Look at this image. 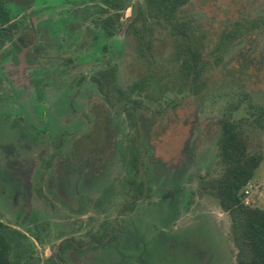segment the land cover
<instances>
[{
	"label": "rangeland",
	"instance_id": "obj_1",
	"mask_svg": "<svg viewBox=\"0 0 264 264\" xmlns=\"http://www.w3.org/2000/svg\"><path fill=\"white\" fill-rule=\"evenodd\" d=\"M183 11L193 19L206 43L201 47L206 62L199 93H191L189 86H179L181 80L175 75V67L171 66L172 46L165 43L166 32L158 30L152 54L161 70L171 68L169 73L173 81L166 84L160 80V85L157 83L145 89L143 107L135 112L138 125L135 136L136 143L143 145L142 171H156L162 176L151 181L146 174V185L151 181L149 195L136 202L139 205L131 210L128 205L132 204L133 187L128 185L125 190L123 179L119 182L114 179L108 182L109 185L100 180L94 185L99 189L93 192L92 203L97 204L96 200H99V204L94 206L88 201L82 207V210L91 207L87 214L94 218L92 231L104 227L114 230L115 224H120L122 232L115 234L116 239L107 243L104 251L94 253L91 260L88 258V264L235 263L236 247L230 233V217L219 205L218 198L203 184L222 171L218 138L224 116L242 120L249 150H260L264 155V0H189ZM129 15L130 9L125 12V16ZM84 26L82 23L80 35H70L61 45L41 42V62L50 66L52 61L70 56L74 59L68 64L71 78L86 72L93 62L83 63L84 59H81V54L86 56ZM229 30L237 33L226 40L223 35ZM134 45V39L130 37L119 55V78L123 83L142 71L135 65ZM3 84L1 90L8 85ZM96 96L93 94L94 98ZM172 100H177V104L167 105ZM13 118L16 120L17 115L12 116L11 112L0 114V220L7 223L4 232L11 244L12 264H58L55 258L47 257L52 256L59 240L70 233L82 238L84 232L77 225V230L71 231L65 223L57 222L53 226L38 224L34 228L24 225L22 216L30 198L26 188L21 186V169L18 171L15 166L16 161L11 158L13 147L9 146V140L19 132L21 125L4 126ZM135 132L132 126H124L119 132V140L129 143V136ZM23 161L18 162L22 165ZM29 164H32L31 160ZM177 168L180 170L174 178L173 173L166 172ZM51 171L48 169L44 174V181L37 182L36 178L28 189L31 194H38L34 195L38 205L39 197L51 205L44 216L49 222L55 216L69 221V208L61 205V201H68L62 181L55 179L58 185L54 192ZM39 183L44 192L38 187ZM162 185L171 188L165 193L159 188ZM245 189L244 201L264 208V159ZM101 194L102 197L97 199ZM164 194L167 195L164 197ZM55 206L63 213H57L53 209ZM34 213L38 215L37 211ZM74 214L77 213L70 216H76ZM45 244L47 246L43 248ZM69 253L74 261H80L75 258L73 248L70 247Z\"/></svg>",
	"mask_w": 264,
	"mask_h": 264
},
{
	"label": "flooded vegetation",
	"instance_id": "obj_2",
	"mask_svg": "<svg viewBox=\"0 0 264 264\" xmlns=\"http://www.w3.org/2000/svg\"><path fill=\"white\" fill-rule=\"evenodd\" d=\"M19 1L0 0V85L8 83L7 87L0 89V114L11 112L12 116L17 115L16 120L13 118L6 121L5 127L21 125L19 132L9 140V146L13 147L11 158L16 161L15 166H18V171L21 169V186L26 188V194L30 198L25 204L29 211L25 209V214L22 213L24 225L34 228L38 224L53 226L56 222L65 223L71 231L77 230V225L79 230L83 229L84 237L68 234L59 240L52 256L50 254L47 258H55L58 264H88V258L91 260L94 253L104 251L106 244L116 239L115 234L122 232L119 219H116L119 225L115 224L114 230L104 227L97 232L92 231L94 218L87 214L91 207H84V210L82 207L88 201L94 206L99 204V200H96L97 204L92 203L93 192L99 189L94 188V185L100 180L103 181L102 184L109 185L108 182L114 179L118 182L123 179L126 183L125 190L129 188L128 185L133 187L132 204L128 205L131 210L139 205L136 202L149 195L151 181L162 176L156 171H142V160L137 167L128 163L133 158L122 153L126 144L119 140V132L124 126H132L136 131L133 134L135 136L138 132L135 112L143 107L145 89L157 83L160 85V80L166 84L173 81L169 73L171 68L161 70L152 54L158 30L166 32L165 43L172 46L171 66L175 67L174 74L181 80L179 86H188L181 73L180 59L175 58L176 39L179 37L165 20L166 15L154 9L152 1L157 0ZM188 2L189 0H185L178 4L174 14L194 26L204 67L206 61L201 47L206 43L193 19L188 18L183 11ZM128 9L130 15L125 16ZM82 23H85L83 46H86V56L81 54V59H84L83 63L93 62L88 70L72 75L71 78L68 64L74 59L70 56L45 66L39 58L43 51L41 42L61 45L70 35H80ZM236 33L235 30H229L223 36L230 40ZM130 37L134 39L136 46L135 65L142 71L134 79L123 83L119 78V55ZM164 86L166 89V85ZM190 92L197 94L199 90L190 89ZM93 94H97L96 98ZM175 104L177 100L167 102V105ZM226 118L229 117L224 116L223 120ZM137 144L142 148L141 143ZM21 160H24L22 165L18 162ZM30 160L32 164H29ZM53 164H56L55 168ZM56 167L61 169L57 170ZM48 169L52 170L54 190L58 185L55 179L62 181L63 193L70 202L60 201L62 206L65 204L69 208V221H62L55 216L49 222L44 216L51 205L40 197L38 205L35 198L38 194H31L28 189V185L31 187L36 178L37 182L44 181V174ZM179 170L177 168L166 172L173 173L174 178ZM146 174L149 175L147 179L151 180L149 185H146ZM38 187L40 188V183ZM159 188L166 193L171 187L162 185ZM35 190L37 192L36 188ZM40 190L42 191L41 188ZM165 195L167 194L164 197ZM100 197L102 194L97 199ZM55 207L53 209L57 213H63L59 207ZM35 211L38 212L37 216ZM72 213L77 214L72 217ZM0 223L1 231L8 241L4 232L7 223L2 220ZM9 246L12 264L10 243ZM45 246L47 244L43 248ZM70 247L76 251L75 258L80 261H74L71 254H67Z\"/></svg>",
	"mask_w": 264,
	"mask_h": 264
},
{
	"label": "trees",
	"instance_id": "obj_3",
	"mask_svg": "<svg viewBox=\"0 0 264 264\" xmlns=\"http://www.w3.org/2000/svg\"><path fill=\"white\" fill-rule=\"evenodd\" d=\"M182 1L185 0H157L152 3L157 12L166 15L165 20L179 37L176 39L175 58L180 59L181 73L190 89L198 91L203 61L194 26L174 14ZM136 139L134 135L129 136V143L123 147L122 153L131 155L133 159L128 163L137 167L142 148ZM218 156L222 171L205 182L203 187L218 198L219 205L230 217V233L236 247L234 264H264V208L248 204L243 198L245 186L255 176L264 155L260 150H249V139L242 120L229 117L222 121ZM9 249L0 227V264H11Z\"/></svg>",
	"mask_w": 264,
	"mask_h": 264
},
{
	"label": "built area",
	"instance_id": "obj_4",
	"mask_svg": "<svg viewBox=\"0 0 264 264\" xmlns=\"http://www.w3.org/2000/svg\"><path fill=\"white\" fill-rule=\"evenodd\" d=\"M245 192H247V189H245Z\"/></svg>",
	"mask_w": 264,
	"mask_h": 264
}]
</instances>
